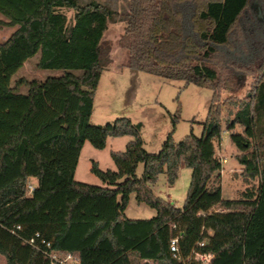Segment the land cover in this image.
<instances>
[{"label":"trees","instance_id":"trees-1","mask_svg":"<svg viewBox=\"0 0 264 264\" xmlns=\"http://www.w3.org/2000/svg\"><path fill=\"white\" fill-rule=\"evenodd\" d=\"M127 3L119 11L96 0H0L4 24L18 28L0 43V255L6 264H52L45 241L80 264H201L190 260L194 251L214 255L209 264H264V19L255 0ZM64 10L74 11L72 22ZM110 23L126 25L119 44L129 68L213 90L202 137L176 143L170 134L151 154L141 124L127 118L90 124L100 80L113 61L104 39ZM38 53V69L64 74L43 81L20 77L12 86ZM254 73L253 99L229 100L224 115L219 91L225 80ZM223 123L228 131L243 130L230 135L249 185L239 199L223 196L216 154ZM124 136L132 137L126 150L111 153L116 171L92 163L104 187L75 180L87 141L104 150L109 138ZM181 165L192 169V179L179 208L157 197L151 185L162 174L173 185ZM31 179L37 180L32 193ZM255 180L259 185L250 186ZM132 194L157 215L128 219ZM180 233L178 261L170 242Z\"/></svg>","mask_w":264,"mask_h":264},{"label":"rangeland","instance_id":"rangeland-1","mask_svg":"<svg viewBox=\"0 0 264 264\" xmlns=\"http://www.w3.org/2000/svg\"><path fill=\"white\" fill-rule=\"evenodd\" d=\"M90 0H80L87 3ZM100 3L115 5L119 11L127 8V0H96ZM114 6V7H115ZM254 7L261 19H264V6L260 0H255ZM70 22L73 21L74 11L64 10ZM7 19L0 15V43L7 41L18 29L9 27L4 23ZM124 23L109 24L105 33V44L110 45L112 52V64L106 70L99 83L95 96L94 112L90 124L104 126L113 123L120 118L130 119L134 124H141V137L144 148L148 153L158 154L167 141L170 134L176 143H180L187 136L194 134L200 138L203 136L204 124L207 121L209 109L212 103L213 90L199 88L185 81L168 80L162 77L150 75L133 70L127 66L129 54L119 44V38L125 32ZM41 53L30 58L20 71L13 77L11 85L24 77L28 80H45L49 77H60L62 70L38 69ZM257 73L247 75H230L223 83L219 91V104L223 107L224 115L227 114L228 101L231 99L242 100L254 96L258 84ZM28 89L22 87L20 93L26 94ZM176 118H178L176 120ZM176 120V121H175ZM224 132L220 141L216 142V154L223 165L221 171V186L225 199H239L249 187L242 176L243 166L237 157L242 152L231 143L232 133H242L239 126L234 131H228L223 123ZM111 139V138H110ZM123 139L110 140L104 150L95 149L90 142H86L77 167V182L103 186V182L92 172V163L98 162L103 171L113 169L115 163L111 158L112 151L124 152L126 146ZM226 160L224 163L223 161ZM144 173V165L140 164L137 174L141 178ZM192 179V169L182 166L178 179L173 185L167 181V176L162 174L156 183L151 185L154 194L176 207L184 206ZM30 185L36 186L37 181L30 180ZM257 187L259 181L255 180L250 185ZM215 211H224L216 208ZM127 215L133 219L149 220L157 215L155 209L146 204H139L135 194L129 201ZM0 264H6L5 258L0 255Z\"/></svg>","mask_w":264,"mask_h":264},{"label":"built area","instance_id":"built-area-1","mask_svg":"<svg viewBox=\"0 0 264 264\" xmlns=\"http://www.w3.org/2000/svg\"><path fill=\"white\" fill-rule=\"evenodd\" d=\"M224 163L226 160L223 161ZM35 189V186L30 185L29 186V192L32 193ZM18 229H21L20 226L17 227ZM37 237H39V234H37ZM183 234H179L175 239H173L170 242V251L172 253V256L174 259L181 261V253H180V247L179 243L182 239ZM31 245H35V241L31 240L29 242ZM46 246V250L44 251L45 255L50 259L52 264H80V260L68 253H62L51 249V244L47 243L45 241L42 242ZM199 247H205V242H201L198 244ZM214 255L211 254H201L199 252L194 251L191 255L190 260H194L196 262H200L201 264H209L213 260Z\"/></svg>","mask_w":264,"mask_h":264},{"label":"crops","instance_id":"crops-1","mask_svg":"<svg viewBox=\"0 0 264 264\" xmlns=\"http://www.w3.org/2000/svg\"><path fill=\"white\" fill-rule=\"evenodd\" d=\"M123 138H126L127 140L126 141H124V144H125V146H127V144L132 140V137H130V136H124V137H120V138H111L112 140H116V139H123ZM110 138L108 139V143H107V146H108V144H109V141L111 140ZM85 145H86V143H85ZM85 145H84V147H83V149L85 148ZM106 146V147H107ZM83 149H82V152H81V155H80V158H81V156H82V153H83ZM126 150V149H125ZM112 152H116V151H112ZM97 164H98V166H99V163L97 162ZM116 166V165H115ZM182 166L183 165H181V167H180V169L182 168ZM139 168V167H138ZM117 169V168H116ZM110 170H112L113 171V169H110ZM76 175H77V170H76V173H75V177H76ZM143 176V175H142ZM35 180V179H34ZM37 181V180H36ZM103 187H104V185H103ZM133 195V194H132ZM132 195H131V197H130V200L132 199ZM135 199H136V194H135ZM141 204H144V203H141ZM127 210H128V207H127V209H126V211H125V215H126V217L128 218V219H131V220H144V219H133V218H129L128 217V215H127Z\"/></svg>","mask_w":264,"mask_h":264}]
</instances>
